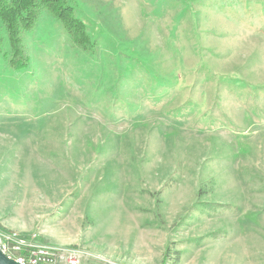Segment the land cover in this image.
Masks as SVG:
<instances>
[{
	"label": "rangeland",
	"instance_id": "1",
	"mask_svg": "<svg viewBox=\"0 0 264 264\" xmlns=\"http://www.w3.org/2000/svg\"><path fill=\"white\" fill-rule=\"evenodd\" d=\"M74 8L96 56L43 13L31 69L0 57V234L81 264H264V0Z\"/></svg>",
	"mask_w": 264,
	"mask_h": 264
},
{
	"label": "trees",
	"instance_id": "2",
	"mask_svg": "<svg viewBox=\"0 0 264 264\" xmlns=\"http://www.w3.org/2000/svg\"><path fill=\"white\" fill-rule=\"evenodd\" d=\"M43 13H49L61 25L75 49L89 56L97 55L98 42L75 15L74 0H0V57L6 60L11 71L31 69L28 38ZM9 108L5 106L3 111Z\"/></svg>",
	"mask_w": 264,
	"mask_h": 264
},
{
	"label": "built area",
	"instance_id": "3",
	"mask_svg": "<svg viewBox=\"0 0 264 264\" xmlns=\"http://www.w3.org/2000/svg\"><path fill=\"white\" fill-rule=\"evenodd\" d=\"M0 249L21 264H81L73 250L35 244L15 231L0 234Z\"/></svg>",
	"mask_w": 264,
	"mask_h": 264
},
{
	"label": "water",
	"instance_id": "4",
	"mask_svg": "<svg viewBox=\"0 0 264 264\" xmlns=\"http://www.w3.org/2000/svg\"><path fill=\"white\" fill-rule=\"evenodd\" d=\"M0 264H21L16 260L9 258L1 249H0Z\"/></svg>",
	"mask_w": 264,
	"mask_h": 264
}]
</instances>
